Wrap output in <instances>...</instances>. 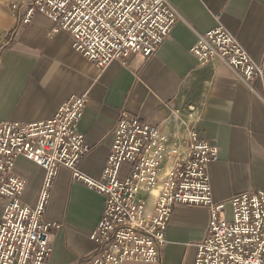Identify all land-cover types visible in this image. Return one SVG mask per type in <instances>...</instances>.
I'll list each match as a JSON object with an SVG mask.
<instances>
[{"label": "crops", "instance_id": "1", "mask_svg": "<svg viewBox=\"0 0 264 264\" xmlns=\"http://www.w3.org/2000/svg\"><path fill=\"white\" fill-rule=\"evenodd\" d=\"M14 1L0 0V121L42 122L71 95L84 94L87 101L77 128L89 149L78 166L86 177L101 178L113 144L112 126L125 114L171 132L174 139L184 138L189 124L198 139L216 146L217 160L207 166L214 202L264 193V106L226 65L200 67L189 50L198 35L221 25L259 61L264 0H168L179 18L156 53L144 61L131 54L104 70L74 52L65 32L52 35L51 21L40 12L29 25L16 28L10 9ZM250 85L260 94L257 80ZM13 174L25 181L20 201L35 206L43 190V170L18 156ZM156 192L157 187L147 195L149 209ZM45 204V221L58 225L49 230L52 250L46 263L92 264L98 247L88 236L100 219L103 198L60 166ZM1 209L0 202V214ZM207 221L201 207H174L159 264H191L193 249L187 245L204 237Z\"/></svg>", "mask_w": 264, "mask_h": 264}, {"label": "built area", "instance_id": "2", "mask_svg": "<svg viewBox=\"0 0 264 264\" xmlns=\"http://www.w3.org/2000/svg\"><path fill=\"white\" fill-rule=\"evenodd\" d=\"M10 9L16 28L44 14L53 25L51 34L65 32L73 51L99 70L131 54L143 61L154 55L179 18L168 0H16ZM189 50L200 67L226 65L264 106V51L254 61L221 25L198 35ZM255 80L260 94L250 85ZM86 101L84 94L71 95L42 122L0 121V264H47L49 230L58 225L45 221V200L60 166L103 198L100 219L88 236L98 247L92 264H159L165 228L179 205L208 213L204 237L187 245L193 249L191 264H264V193L214 202L207 166L217 160L218 148L198 139L189 124L186 136L174 139L171 132L122 114L112 126L101 178L80 173L89 151L77 128ZM18 156L44 173L33 207L20 201L25 181L13 174ZM155 187L147 210V195Z\"/></svg>", "mask_w": 264, "mask_h": 264}, {"label": "rangeland", "instance_id": "3", "mask_svg": "<svg viewBox=\"0 0 264 264\" xmlns=\"http://www.w3.org/2000/svg\"><path fill=\"white\" fill-rule=\"evenodd\" d=\"M187 99V98H186ZM188 103L190 102V99L186 100ZM178 120V119H177ZM225 213L227 215V218L229 219L231 217V213H229V210L227 208H225Z\"/></svg>", "mask_w": 264, "mask_h": 264}, {"label": "bare ground", "instance_id": "4", "mask_svg": "<svg viewBox=\"0 0 264 264\" xmlns=\"http://www.w3.org/2000/svg\"><path fill=\"white\" fill-rule=\"evenodd\" d=\"M149 208L147 207V210H148Z\"/></svg>", "mask_w": 264, "mask_h": 264}]
</instances>
